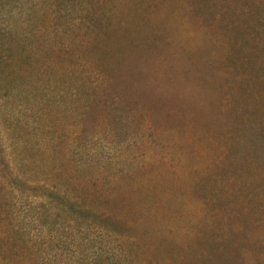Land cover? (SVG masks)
<instances>
[{"label":"rangeland","instance_id":"obj_1","mask_svg":"<svg viewBox=\"0 0 264 264\" xmlns=\"http://www.w3.org/2000/svg\"><path fill=\"white\" fill-rule=\"evenodd\" d=\"M214 10L0 0V264H264V0Z\"/></svg>","mask_w":264,"mask_h":264},{"label":"trees","instance_id":"obj_2","mask_svg":"<svg viewBox=\"0 0 264 264\" xmlns=\"http://www.w3.org/2000/svg\"><path fill=\"white\" fill-rule=\"evenodd\" d=\"M193 7H194V10H195V13H199V14H202L204 15L205 18L207 17H212L214 15V13L216 12L214 10L215 7H217L218 3H219V0H190ZM228 6H225L220 13V20L221 21H227L226 23V26L227 28H230V32L233 33V35H238L240 38L243 37V32H246V29L242 26V24H236V25H233V23L231 21H228L225 17V15L228 16ZM231 9V8H230ZM231 15H232V9H231ZM245 24V23H244ZM230 25H232V27H230ZM221 25H219L220 27ZM225 26V27H226ZM248 29H249V26H248ZM254 31V30H252ZM235 44V43H234ZM238 49H236L235 47L233 48V51L237 52ZM239 55V54H237ZM236 55V56H237ZM250 59V58H249ZM237 61H239V58L237 57L236 58ZM249 62H252L251 60H249ZM242 63L244 64H247V60H242ZM107 224H111V226H114L116 228V223L115 221L111 222V221H108ZM118 225V224H117ZM236 264H240V263H236Z\"/></svg>","mask_w":264,"mask_h":264}]
</instances>
